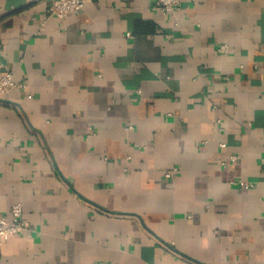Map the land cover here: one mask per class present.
Listing matches in <instances>:
<instances>
[{
    "label": "crops",
    "instance_id": "obj_1",
    "mask_svg": "<svg viewBox=\"0 0 264 264\" xmlns=\"http://www.w3.org/2000/svg\"><path fill=\"white\" fill-rule=\"evenodd\" d=\"M49 4L0 0V264H264V0Z\"/></svg>",
    "mask_w": 264,
    "mask_h": 264
},
{
    "label": "built area",
    "instance_id": "obj_2",
    "mask_svg": "<svg viewBox=\"0 0 264 264\" xmlns=\"http://www.w3.org/2000/svg\"><path fill=\"white\" fill-rule=\"evenodd\" d=\"M84 8V0H50L48 7V14L55 16L59 19H64L68 15L81 11ZM153 8L156 11L162 13L175 14L181 9V0H154ZM129 37H132L131 33H128ZM218 50L220 52H227L228 45L222 44L219 46ZM17 83L13 78L11 71L5 72L0 77V94L8 93L12 88L17 87ZM221 146H225L221 143ZM238 157L231 156L229 160L235 161ZM226 163V162H225ZM223 163V164H225ZM175 171V170H174ZM173 172H167L166 177H172ZM232 184L239 186L246 190H250L255 187L254 183L247 182L243 179L234 180ZM32 232V228L29 222L23 216V206L20 202L15 203L11 208V218L0 215V238L1 240H8L11 237L17 236L21 233Z\"/></svg>",
    "mask_w": 264,
    "mask_h": 264
}]
</instances>
